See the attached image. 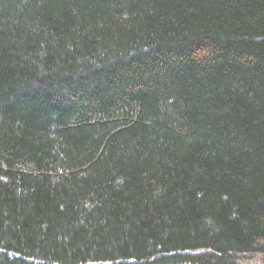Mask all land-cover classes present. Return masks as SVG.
<instances>
[{
    "label": "trees",
    "instance_id": "obj_1",
    "mask_svg": "<svg viewBox=\"0 0 264 264\" xmlns=\"http://www.w3.org/2000/svg\"><path fill=\"white\" fill-rule=\"evenodd\" d=\"M0 264H264V0H0Z\"/></svg>",
    "mask_w": 264,
    "mask_h": 264
}]
</instances>
